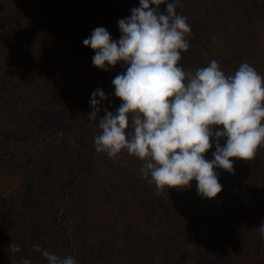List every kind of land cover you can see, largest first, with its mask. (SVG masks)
Returning <instances> with one entry per match:
<instances>
[{"label": "trees", "instance_id": "16d2710c", "mask_svg": "<svg viewBox=\"0 0 264 264\" xmlns=\"http://www.w3.org/2000/svg\"><path fill=\"white\" fill-rule=\"evenodd\" d=\"M198 3L208 21L182 53L184 69L216 60L231 75L247 62L264 77V8L246 0ZM132 8L116 0H0V132H14L36 109L59 107L61 124L37 144L50 157L42 172L57 175L46 249L77 264H264V146L251 161L235 160L233 172L215 169L222 191L213 199L198 195L196 181L157 188L141 173L143 161L95 150L103 111L89 119L91 93L99 87L114 94L112 79L123 68L93 66L94 51L83 40L98 26L113 37L114 21ZM6 219L0 217V264H23L25 254L11 252L16 230Z\"/></svg>", "mask_w": 264, "mask_h": 264}, {"label": "clouds", "instance_id": "9594fccd", "mask_svg": "<svg viewBox=\"0 0 264 264\" xmlns=\"http://www.w3.org/2000/svg\"><path fill=\"white\" fill-rule=\"evenodd\" d=\"M178 4L139 0L130 16L118 19V39L98 26L83 40L94 51L93 66L123 68L112 79L119 107H105L108 96L98 87L89 119L103 111L94 136L98 153L126 151L143 161L141 173L157 188L184 189L196 181L198 195L213 199L222 191L215 169L233 172L235 160L251 161L264 146V77L247 62L231 75L216 60L186 71L179 61L190 48L191 25ZM258 227L264 237V222ZM33 249L47 264H77L74 256L60 257L38 244Z\"/></svg>", "mask_w": 264, "mask_h": 264}, {"label": "rangeland", "instance_id": "374dc122", "mask_svg": "<svg viewBox=\"0 0 264 264\" xmlns=\"http://www.w3.org/2000/svg\"><path fill=\"white\" fill-rule=\"evenodd\" d=\"M116 1L120 8L126 1H129L133 7L139 5V0ZM200 1L180 0V4L177 5V11L185 16L187 23L191 25V31L186 35L189 42L199 39L203 26L208 21L205 11L198 3ZM246 1L264 8L263 0ZM160 8L163 11L165 5L161 4ZM116 15L120 17L118 13ZM116 15L114 13L112 17L115 18ZM130 15L131 12L128 13V16ZM117 21H114L116 30L113 35L116 39L121 35ZM106 95L108 100L104 102V106L109 107L110 111L119 107L121 103L119 98L114 94ZM109 101H111V106H109ZM36 110L24 116V125L16 127L14 132L11 133L8 130L0 132V191H6L4 198L0 199V217L7 216L6 220L11 221L14 224V231L16 230L13 234L15 247L11 248V252L17 257L23 252L35 264H43L46 258L35 252L33 245L38 244L42 249L47 250V243L44 242L47 236V221L54 210L50 200L53 191L51 182L56 180L57 175L50 174V171L42 172L43 169L48 170L44 161L50 157L45 151L41 152L37 144H39L43 131L52 133L61 121L58 117L59 107H53V103L48 108L35 112ZM3 133L4 136L1 137ZM101 154L103 158L108 157L106 153ZM32 157L40 161L35 164L34 160H31ZM23 215L28 218L23 219L22 222L20 218H23ZM77 233L78 227L76 226L71 232L74 247H77ZM36 240L38 243H35ZM48 251H50L49 248Z\"/></svg>", "mask_w": 264, "mask_h": 264}]
</instances>
